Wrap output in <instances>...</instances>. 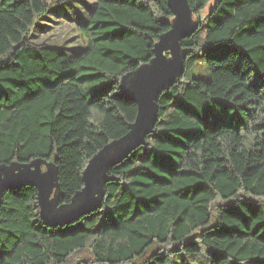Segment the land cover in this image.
<instances>
[{"label": "trees", "instance_id": "obj_1", "mask_svg": "<svg viewBox=\"0 0 264 264\" xmlns=\"http://www.w3.org/2000/svg\"><path fill=\"white\" fill-rule=\"evenodd\" d=\"M187 2V32L164 50L182 71L145 143L65 222L44 220L36 184L4 188L0 264H264V0ZM49 9L0 0V168L53 161L66 203L131 131L140 104L121 81L155 59L176 15L172 0H97L72 49L33 38Z\"/></svg>", "mask_w": 264, "mask_h": 264}, {"label": "rangeland", "instance_id": "obj_2", "mask_svg": "<svg viewBox=\"0 0 264 264\" xmlns=\"http://www.w3.org/2000/svg\"><path fill=\"white\" fill-rule=\"evenodd\" d=\"M50 3L49 11L38 21L33 29V38L38 42H50L57 44H66L72 49H76L81 45L87 43L86 36L80 29L81 22H84L91 15L92 10L96 6L97 0H47ZM207 15V10H203L195 18V22L199 19H204ZM170 42L167 43V46ZM177 54L176 51H174ZM172 56V55H171ZM168 57V56H166ZM167 59V58H166ZM151 63L142 64L137 70L126 74L122 81L121 87L124 92L130 96L139 97L140 89L144 81L153 77ZM160 84L155 83L146 92V97L152 112L155 110V97L158 93ZM145 114L139 113L138 118L132 124L131 131L124 137L108 144L100 150L90 161L89 166L85 170L86 177L91 169H93L98 161L103 158L110 159L117 153L128 147L139 133L145 127ZM38 165L42 168V175L45 181V213L48 217H57L69 213L80 207L86 199V191H78L70 202L60 203V185L57 179V169L53 161L38 158L29 163L13 162L4 165L0 170V182L6 180L17 173L33 169ZM107 176V171L102 170L98 172L91 183V194L89 200V207L97 204L104 193V179ZM36 181L33 176H25L22 182ZM2 190L0 189V200ZM89 208V209H90ZM71 219V218H68Z\"/></svg>", "mask_w": 264, "mask_h": 264}, {"label": "water", "instance_id": "obj_3", "mask_svg": "<svg viewBox=\"0 0 264 264\" xmlns=\"http://www.w3.org/2000/svg\"><path fill=\"white\" fill-rule=\"evenodd\" d=\"M172 2H173V11L176 15V18H175L171 33L166 37V39H162L160 44L157 45L156 57L151 62L152 71H153L154 76L144 81V84L142 85L140 89L139 97L131 96L132 98L136 99L140 104L139 113H141L142 115L145 114V119H146L145 127L139 133L136 139H134L128 147H126L125 149H123L122 151H120L115 156L111 157L110 159L105 160L101 158L98 161V164L93 169H91L87 177L85 174V180H86L85 186L82 190H80L82 192H84V190L86 191V199L84 203L80 207H78L77 209L69 213L59 215L57 217H48L44 209L45 181L42 175V168L40 165H38L37 167L33 169L23 170L6 180L1 181L0 182L1 190H3L6 187L18 184V183H22V179L25 176H33L36 179V181H29V183L36 184L39 188L41 215L44 218V220L48 223L65 222L68 220V218H73L77 216L78 214L82 213L83 211L88 210L90 208L89 200H90V194H91V183H92V179L94 178V176L102 170L107 171L109 167L113 166L116 162L128 156L135 148L145 143L147 136L154 128L157 122V119H158V108H157L156 103L158 101L159 93L172 82L173 78L176 76V74H178V72L182 71L181 64L178 62V60L175 59V56L166 57L167 55L164 54V50L167 46V42L169 41V39L173 37L177 38L179 36H184V34H186L187 27L189 25L188 21L190 18V15H189L190 7L188 5L187 0H172ZM161 44L163 46H162V49L160 50ZM155 83H159L160 87L155 97V110L154 112H152L151 107L149 106L148 101H147L146 92ZM2 169L3 167L0 168V170Z\"/></svg>", "mask_w": 264, "mask_h": 264}, {"label": "flooded vegetation", "instance_id": "obj_4", "mask_svg": "<svg viewBox=\"0 0 264 264\" xmlns=\"http://www.w3.org/2000/svg\"><path fill=\"white\" fill-rule=\"evenodd\" d=\"M191 13H192V11L190 9V12H189L190 18H189L188 24L191 22Z\"/></svg>", "mask_w": 264, "mask_h": 264}]
</instances>
